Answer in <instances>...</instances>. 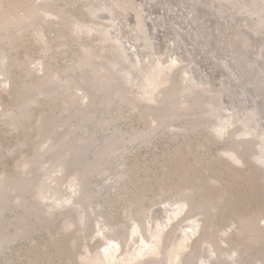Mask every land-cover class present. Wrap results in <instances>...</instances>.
Returning <instances> with one entry per match:
<instances>
[{"label":"rangeland","instance_id":"374dc122","mask_svg":"<svg viewBox=\"0 0 264 264\" xmlns=\"http://www.w3.org/2000/svg\"><path fill=\"white\" fill-rule=\"evenodd\" d=\"M162 1H107L127 36L143 40L139 16L143 33L162 34L171 69L141 99L124 79L133 45L95 10L106 5L0 0V17L47 3L33 25L0 32V264H100L109 248L130 264H172L175 253L182 264H264V17L224 16L226 0H175L185 10L174 17ZM96 24L122 45L83 29Z\"/></svg>","mask_w":264,"mask_h":264},{"label":"bare ground","instance_id":"6f19581e","mask_svg":"<svg viewBox=\"0 0 264 264\" xmlns=\"http://www.w3.org/2000/svg\"><path fill=\"white\" fill-rule=\"evenodd\" d=\"M100 3H103L104 5H106V8L105 9H107V10H104L103 11V9H100L99 7L97 8V9H95L97 12L98 11H101L102 10V12H100L101 14H102V16H104V15H106V16H108V17H110V19H114V21H117V24H118V32H119V34L120 35H123V38L125 39V42L127 43V46H129V45H133V47H132V50L131 51H128V52H126L127 54L129 53V57H127V58H124V59H126V60H132L133 62H134V65H132V69L133 70H129L125 75H124V79H126L127 80V82H129L131 85H132V94L135 96V98H136V95L138 94V96H139V94H141V92H143V91H145L146 93H149L150 91H149V87L147 86V85H149V86H151V84H154V81H153V78H152V76L153 77H155V78H159L161 75H162V73H164L165 72V70H168L169 68H170V65H168V62H167V60H166V58H168V56H167V54H165L164 52H163V49H162V44L160 43L159 45H158V41H160L159 39L162 37V34H159L158 35V38H157V40H155L156 38H155V36H154V34L153 33H149V30H147L146 31V33H148L147 35H146V33L144 32L143 33V31L144 30H142L141 29V17L139 16V19H138V22H137V24H136V26L133 28V29H135L137 32H138V34H139V36L141 37V38H143V40H140V41H136V40H134L135 38H134V35H132L131 37L130 36H127L126 34H125V31L123 30V28L121 27V23H120V21L117 19V16H119L120 18H121V20H124V21H126V18L122 15V14H120L119 13V11L117 10V8L116 7H111V8H107V6H108V3H107V1L108 0H98ZM167 1V2H166ZM173 1V2H172ZM226 2L227 3H229L230 4V7H227L226 8V10L224 9V11H225V15L224 16H232L231 14H233L234 12H236V13H238L237 14V17H238V15L240 14L239 12H242L243 13V11L242 10H245V9H250V12H252L253 14H256V16H260V17H264V14H263V9H264V0H226ZM234 2L238 5H235L234 4ZM171 4H173V6H174V8H170V5ZM47 5V3H42V4H38V5H36V4H34V3H32V4H30V6L29 7H27V8H21L20 10L18 9H15V11L13 10V11H9L8 12V15L6 14V15H3L2 17H0V32H2V31H6L7 29H9L10 27H12V26H14V25H16L17 27H18V29H24V28H26L27 26H28V24L29 25H33V23L35 22V20H37L38 18H40L41 16H42V14H44V13H46V11L43 9L45 6ZM115 6V5H114ZM158 7L160 6V7H164L167 11L169 10V12L171 11V13L174 15V17H176L175 15H179V13L178 12H180V14L181 15H183L182 14V10H181V8L180 7H183V6H180V4H178L177 3V1H175V0H170V3H168V0H163L162 2H159L158 3V5H157ZM92 7H94V5L93 6H91V8ZM131 7V6H130ZM129 6H128V4H127V8L129 9L130 8ZM185 7V6H184ZM183 7V8H184ZM116 8V9H115ZM118 8H121V7H118ZM140 8V11L142 12V9H141V7H139ZM92 9H94V8H92ZM117 10V11H116ZM184 10H185V8H184ZM239 11V12H238ZM170 14V13H169ZM51 15H52V13H51ZM53 15H55V16H58L59 17V15L58 14H55V13H53ZM148 15V13L147 14H145V16H147ZM150 15V14H149ZM238 19H240V18H238ZM240 20H246V18L245 17H241V19ZM149 21V20H148ZM188 19L187 20H183V22L186 24V23H188ZM150 22V21H149ZM130 24L132 23L131 21L129 22ZM79 25V24H78ZM179 25V24H178ZM96 26L98 27V26H100V29H95V28H93V27H86V26H83V29H85V30H88L89 32H95V33H98V34H100V33H102V34H104V36H105V38H104V40L105 41H108V40H110L111 39V36H114V38L116 39V41H117V43H119L120 45H122L121 43H120V41H119V39L117 38V35H116V30L112 27L111 29H108V28H110V26L109 27H107V29H106V27L104 26V25H102V24H96ZM126 26V25H125ZM156 26H157V24H156ZM94 27H95V25H94ZM159 27V26H158ZM78 28V27H77ZM76 28V29H77ZM159 29V33H160V31H161V28H158ZM133 31L132 30H130V33H132ZM150 34V35H149ZM152 37V39H153V37L155 38V39H153V43H151V44H149V45H145L146 44V42H147V40L146 39H149V38H151ZM146 38V39H145ZM181 42V41H180ZM137 44H139V45H141L142 47L140 48V49H138L137 48ZM148 44V43H147ZM119 45V46H120ZM93 50V49H92ZM196 50V49H195ZM122 51L125 53V51L122 49ZM176 51H177V49H176ZM139 52V53H138ZM132 53H135V55L134 54H132ZM132 54V55H131ZM145 55V58L144 59H142V57H141V55ZM240 54V53H239ZM218 55V54H217ZM89 56H94L93 55V53L91 52V51H88V55H87V57H86V59H90L89 58ZM0 57L1 58H4V55L3 54H1L0 55ZM163 57H165V59H162ZM223 56H220V58H222ZM229 57V56H228ZM172 58H173V62H171V64H173V67H174V64H176L177 62H176V60L178 59V55L177 54H173V56H172ZM208 59V58H207ZM223 59V58H222ZM203 62L205 63V65H207V61H206V59H204L203 60ZM230 62V61H229ZM85 63L86 62H84V63H81V65H85ZM88 64H90V63H88ZM230 64H231V62H230ZM233 64V63H232ZM117 63H115L114 64V68H116V69H118L117 67ZM160 66H162V67H160ZM210 66V65H209ZM226 66L228 67L229 65H228V63L226 64ZM230 68H232L231 66H229ZM235 68H239V67H236L235 66ZM171 69V68H170ZM233 69V68H232ZM102 70H104L103 72H102ZM109 70H110V68L108 69V67H106V65H102L101 67H97L96 68V72H98L99 74H100V76L105 72H108V73H110L109 72ZM152 70H154L153 72H152ZM240 70V69H239ZM118 71H122V70H120V69H118ZM166 72H168V71H166ZM186 73V72H185ZM0 74H1V68H0ZM166 74V73H165ZM168 74V73H167ZM184 74V73H183ZM197 74H200V72L198 71L197 72ZM111 75V74H110ZM109 75V76H110ZM186 75H188V73H186ZM99 76V77H100ZM185 76V75H184ZM190 76V75H189ZM51 77H53V76H51ZM104 77V76H103ZM186 77V76H185ZM184 77V78H185ZM225 77V76H224ZM228 77V76H227ZM97 78V77H96ZM105 78V77H104ZM108 78V77H107ZM107 78H105V80H107ZM226 78V77H225ZM105 80H103L104 82H106ZM188 80V79H187ZM50 81H53V79H51ZM199 81V80H198ZM165 82V81H164ZM115 83V82H114ZM161 83V82H160ZM108 84V83H107ZM110 84V83H109ZM108 84V85H109ZM220 84H222V82H220ZM117 84H115V86H116ZM115 86H114V89H112V87H113V84H112V86H111V84L109 85V89H112V91L113 92H111L113 95H112V97H114V95H118L119 97H121V98H126V93L128 92L129 93V91L128 90H125V91H122L120 88H118V89H116L117 88V86H116V88H115ZM65 87V86H64ZM134 87H136L137 89H133ZM192 87H195L196 88V86L192 83ZM69 89H71V88H69ZM129 89V88H128ZM138 89H140V93H138ZM154 89H156V85L154 86ZM173 90V89H172ZM175 90V89H174ZM186 91V90H185ZM78 92H84V90H83V88H81V87H78L74 92H72V95L71 96H73V94L74 95H78ZM77 93V94H76ZM130 93H131V91H130ZM171 95L172 94H170L169 92L168 93H165L164 94V96L162 97V99H161V102H164V101H167V100H170L171 99ZM175 95V94H174ZM173 95V96H174ZM158 96H159V93H158ZM157 96V97H158ZM85 96H82V98H84ZM104 97H110V91L108 92V94H106ZM140 97V96H139ZM141 99H142V97H140ZM151 100H154V101H157L156 99H152V98H150ZM149 100V99H148ZM246 101L248 102V100L246 99ZM180 102V101H179ZM186 103V102H188V100L186 99L185 101H183V102H180V104H182V103ZM253 102H255V104L257 105L258 103H257V100H254ZM213 107H216L215 105L214 106H212V108ZM246 107H248L249 108V106H247L246 105ZM222 108V107H221ZM229 108V107H228ZM227 108V110L228 111H230V109H228ZM244 109H246V108H244ZM251 109V108H250ZM214 110V109H213ZM225 111V110H224ZM213 112V111H212ZM236 112H238V111H236ZM218 113V112H217ZM236 114V113H235ZM244 114H248V117H250V115H253V113L252 112H248V113H246V112H244ZM232 117H233V114L231 115ZM235 117H233V119H234ZM243 118V117H242ZM245 118V117H244ZM242 119V121H241V123L242 124H246V122L248 121V119ZM227 119V118H226ZM223 120V119H222ZM229 121V120H228ZM257 121V120H256ZM235 124V123H237V121H233V122H227V123H223L222 121H221V123L219 124V126H218V128L216 129V127H214V129H215V131H216V133H221V132H223L224 130H226V128H228V125H229V127L232 125V124ZM253 130H254V133L253 132H251L250 130L247 132V131H245V135H248V136H254L255 135V133L258 131V129H257V127L256 126H253V128H252ZM244 136V135H243ZM261 150L264 152V149H263V147L261 146ZM231 154V155H234L238 160L239 159H241L242 158V156H239V154L238 153H236L235 151H233V152H231V151H226V154ZM80 180V179H79ZM78 180V181H79ZM78 184V183H77ZM161 213V212H160ZM156 214V213H155ZM158 216V215H157ZM155 218V217H154ZM133 219H135L134 217H133ZM136 220V219H135ZM137 221V220H136ZM134 227H136L135 229H137V227H140V229L142 230V224L140 223V222H138L137 221V223L136 224H134ZM134 229V228H133ZM156 229V228H155ZM143 231V230H142ZM157 232V231H156ZM132 234V233H131ZM160 234V233H159ZM203 235V234H202ZM168 237V236H167ZM159 238V237H158ZM156 239V238H155ZM155 241V240H154ZM155 249H153L152 251H154ZM175 250V249H174ZM114 253L113 252V250H111V248H109L108 250H107V253H108V256H106L105 257V255L104 254H100L97 258H95L94 260H93V262H100V264H114V263H116V264H130L131 263V261H133V260H135V259H137V257H135V258H133V257H129V258H124V259H122L121 258V261H118V259H117V257H114L113 256V254L112 253ZM173 253H174V251H173ZM151 255H152V253H150ZM140 256H142V253H140L139 252V255H138V257H140ZM170 258H171V260H174V259H176L177 260V262H175V263H172V264H182L183 262H180V261H178L179 260V258H180V253H175V254H173V255H171L170 256ZM168 260V259H167ZM181 260V259H180ZM175 261V260H174Z\"/></svg>","mask_w":264,"mask_h":264}]
</instances>
